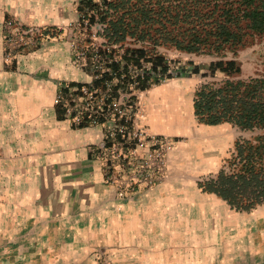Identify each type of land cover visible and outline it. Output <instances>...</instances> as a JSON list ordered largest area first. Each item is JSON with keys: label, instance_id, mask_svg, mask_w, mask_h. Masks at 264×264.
I'll return each instance as SVG.
<instances>
[{"label": "crops", "instance_id": "obj_1", "mask_svg": "<svg viewBox=\"0 0 264 264\" xmlns=\"http://www.w3.org/2000/svg\"><path fill=\"white\" fill-rule=\"evenodd\" d=\"M80 3L0 0V264H264V207L237 212L203 193L183 163L185 145L168 155L166 176L151 188L121 196L105 182L97 152L110 123L75 126L56 97L66 87L109 82V101L120 99L130 91L123 82L130 74L108 69L95 79L92 66L73 59L66 28L78 20ZM6 19L52 37L6 65ZM157 53L171 75L166 54L176 51ZM179 53L188 72H206L214 61ZM155 88L134 123L153 135L181 134L180 104Z\"/></svg>", "mask_w": 264, "mask_h": 264}, {"label": "trees", "instance_id": "obj_2", "mask_svg": "<svg viewBox=\"0 0 264 264\" xmlns=\"http://www.w3.org/2000/svg\"><path fill=\"white\" fill-rule=\"evenodd\" d=\"M107 7L112 12L106 30L108 41L120 43L129 37L141 43L139 48H126L121 57L125 64L137 68L142 63L149 66L133 81L141 91L171 76L166 74L165 57L157 53L158 48L196 56H220L226 51L235 55L256 39H264V0H111ZM118 68L109 66L112 72ZM240 72L235 59L217 60L202 75L233 77ZM197 73L200 70L194 67L191 74ZM131 81L130 75L123 80ZM192 108L202 125L264 130V79L203 85L195 93ZM234 151V173L220 172L199 187L231 209L248 212L264 201V135L236 141Z\"/></svg>", "mask_w": 264, "mask_h": 264}, {"label": "built area", "instance_id": "obj_3", "mask_svg": "<svg viewBox=\"0 0 264 264\" xmlns=\"http://www.w3.org/2000/svg\"><path fill=\"white\" fill-rule=\"evenodd\" d=\"M110 1L81 0L78 20L66 28L72 57L82 66H92L95 79L112 64L126 69L131 75L128 85L133 92L137 90L133 81L149 66L142 63L137 68L121 61L126 48L141 47L133 38L126 37L120 43L108 41L106 30L112 12L107 3ZM1 32L6 65L14 64L18 57L52 37L47 29L25 26L13 19L4 21ZM111 86L103 82L99 88L66 87L57 95L56 103L75 126H94L102 119L110 123L97 155L102 162L105 182L115 187L121 196L130 195L139 188H151L162 181L174 143L166 137L149 134L134 123L137 115L132 114L128 106L132 94L109 101Z\"/></svg>", "mask_w": 264, "mask_h": 264}, {"label": "rangeland", "instance_id": "obj_4", "mask_svg": "<svg viewBox=\"0 0 264 264\" xmlns=\"http://www.w3.org/2000/svg\"><path fill=\"white\" fill-rule=\"evenodd\" d=\"M183 54L186 55V53ZM187 55L193 56L194 54ZM166 58L167 61L172 63V65H174L173 67H175L174 71L171 73L172 76L159 79L156 84L151 85L146 90H135L133 92L128 91V94H132L128 106L131 107L133 111L132 114H136L138 115V117H142L145 113V106L141 103L144 102L145 98L151 95L150 93L153 92L154 89H156L155 87L159 86V94L161 92L166 96H170V98L172 96L174 97L175 103L180 104L179 115L182 118V121H177L176 123L177 126L180 125V127L182 128L181 134L171 137H163H166L173 141L174 151L177 145L186 146V160L183 163L185 165L187 164L190 169L195 171L197 188L202 191V189L199 187V184L214 180L218 173L222 172L226 175L234 173V171L236 170V163L234 161V143L236 141H251L257 136L264 135V130H254L252 132L244 131L230 124H224L223 127L209 126V128H207L209 130V133H199L201 126L206 125L199 124L193 116L192 103L195 93L203 85L218 87L224 81L237 82L238 80L247 81L253 78L264 79V39H256L251 45L238 50L235 55L232 52L226 51L220 56H209V58L214 61H227L230 59H235L240 65L241 72L239 75L233 77H227L219 73L213 76H204L202 75L204 69L201 70L202 72L200 71L201 73L197 74H191V71H184L181 68V63L184 62L183 57H181L178 51H176L175 57H173L172 55L168 56L166 54ZM209 58L207 59L209 60ZM190 103L191 107H189V112L188 104ZM179 115L177 114V116ZM217 133L221 136L219 137ZM196 146L198 147L196 148ZM174 151L172 150V153ZM176 161L179 162V160L177 159ZM168 167L169 162L167 159V166L164 177L166 176ZM202 192L206 193L204 191ZM263 207L264 201L256 205L251 210ZM101 264H104V262H102Z\"/></svg>", "mask_w": 264, "mask_h": 264}]
</instances>
